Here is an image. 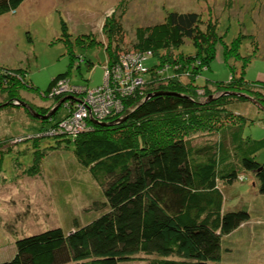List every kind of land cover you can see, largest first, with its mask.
<instances>
[{"label":"trees","instance_id":"1","mask_svg":"<svg viewBox=\"0 0 264 264\" xmlns=\"http://www.w3.org/2000/svg\"><path fill=\"white\" fill-rule=\"evenodd\" d=\"M25 1L0 0V16L18 11ZM63 29L66 41L70 40L66 24ZM200 31V16L194 12H172L165 22L136 30L134 48L146 52L141 54V64L146 69L141 77L148 87L125 101L126 109L134 110L100 122L106 126L94 124L77 136H52L47 132L54 128L53 122L37 119L44 127L27 141L67 138L64 141L74 144L69 165L87 172L103 190L105 200L94 201V213L81 224L76 220L69 231L51 225L23 235L16 240L15 256L0 264H230L223 262L224 239L249 222L251 216L248 210H225L224 188L237 180L244 182L247 177L242 174L250 173L264 195V163L256 160L257 153L264 149V139H245V118L228 106L249 101L264 108V83L237 78L234 70L231 81L215 83L225 87L223 95H208L201 101L195 90L199 80L192 77L199 74L196 70L200 62L205 63L206 71L210 69L217 46L208 54L197 51L196 56H190L195 62L189 65L182 63L185 59L162 56L167 47L182 44L185 39L199 44L203 39ZM106 52L107 63L116 64L121 54L110 48ZM224 54L228 61L234 52ZM161 60L164 67L159 64ZM89 68L93 69L92 63ZM4 69L0 82L7 86L5 90L11 88L12 82L22 87L7 90L9 105L25 103L36 113L47 115L62 99L55 96L53 104L46 107L26 101L21 96V72ZM168 70L177 77H170L165 85L161 81ZM181 73L191 78L192 85L181 82ZM69 77L70 71L58 75L44 96ZM30 89L35 91L34 87ZM68 103L74 109L76 101ZM216 107L223 109L224 119L218 116L221 112L215 113ZM233 115H237L235 120L227 119ZM190 127L195 128L191 133ZM207 129L214 139L200 141L208 136ZM7 141L0 140V162L17 146ZM47 153L38 150L30 169L22 171L16 164V170L31 175L40 167L44 170ZM225 251L232 249L229 246Z\"/></svg>","mask_w":264,"mask_h":264},{"label":"rangeland","instance_id":"2","mask_svg":"<svg viewBox=\"0 0 264 264\" xmlns=\"http://www.w3.org/2000/svg\"><path fill=\"white\" fill-rule=\"evenodd\" d=\"M172 12L199 14L203 39L199 44L193 39H185L182 44L167 47L169 49L162 52L164 59H185L182 63L189 65L195 62L190 56H196L197 51L208 54L217 46L210 69L206 71L205 63L200 62L197 64L200 69L196 70L199 74L192 77L199 80L195 90L199 91L201 101L209 96L219 97L226 89L215 83L231 81L234 70L237 78L264 83V0H26L18 11L0 16V73L5 71L4 68L20 71L24 79L21 96L32 104L51 106L55 96L46 94L51 98L49 100L44 94L58 75L70 71L66 81L89 90L103 85L106 69L115 65L107 63L106 51L109 48L117 50L121 54L119 64L121 57L146 53L134 48L136 30L163 23ZM64 24L70 42L64 37ZM225 51L234 52L228 61ZM239 54L241 58H238ZM162 63L159 64L162 66ZM119 66L125 64L122 62ZM136 77H141V73ZM164 77L166 79L161 83L168 85L177 73L172 75L168 70ZM180 80L192 85L191 78L182 73ZM11 85V90L22 89L14 82ZM5 87L0 82V107L3 108L0 110V140H8L6 144L17 146L0 162V262L15 256L16 240L23 235L51 225L69 231L76 220L83 223L85 217L94 213L91 212L94 201L105 200L103 190L87 172L79 167L74 170L69 165L74 144L64 141L67 138L47 137L37 143L27 141L43 129V122L32 118L19 102L9 105L11 99L6 100L9 89L5 90ZM147 87L146 81H142L132 90V95L122 99L120 113L128 114L134 110L132 107L127 110L125 101ZM208 90L209 93L205 92ZM68 93L65 91L61 100L72 97ZM68 101L48 119L54 125L60 124L67 113V118L73 116ZM214 109L215 113H222L219 117H226L223 109ZM228 109L245 118V139H264V108L253 102L236 101L230 103ZM235 118L237 115L227 116L229 120ZM97 123L100 122L90 118L82 133ZM194 130L190 127L189 133ZM209 131L207 129L208 136L199 140L214 139ZM38 150L48 151L44 170L40 167L33 175L18 172L16 164L22 171L30 169ZM256 160L264 163V149L257 153ZM52 165L63 169H52ZM242 175L247 177L244 182L237 180L224 188V208L226 211L248 210L251 218L225 237L223 262L264 264V195L259 193L252 174ZM229 246L232 251H225Z\"/></svg>","mask_w":264,"mask_h":264},{"label":"built area","instance_id":"3","mask_svg":"<svg viewBox=\"0 0 264 264\" xmlns=\"http://www.w3.org/2000/svg\"><path fill=\"white\" fill-rule=\"evenodd\" d=\"M141 57V55L129 56V58L121 57V63L123 62L125 66H119L121 63L119 64L120 60H118L112 69H106L104 84L91 90L86 87L81 88L82 86L66 80L61 81L51 93V97L62 96L65 91L66 93L70 92L68 94L76 101L74 109H71L73 116L63 118L64 120L62 119L60 124L55 125L47 133L52 136L65 134L77 136L87 128L86 123L90 118L104 122L111 115L120 113L122 99L132 95V90L144 81L142 77H136L146 71L141 64ZM126 63H131L132 66L128 67ZM128 74H130V78Z\"/></svg>","mask_w":264,"mask_h":264},{"label":"water","instance_id":"4","mask_svg":"<svg viewBox=\"0 0 264 264\" xmlns=\"http://www.w3.org/2000/svg\"><path fill=\"white\" fill-rule=\"evenodd\" d=\"M67 100H74L72 97H67L64 98L63 100H61L56 107L51 110L50 113H48L47 115H40L38 113H36L33 109H31V107H29L27 104L22 103V106L25 108H28L32 114V116H34L36 119H40V120H48L50 117L54 116L56 114V112L58 111V109L61 107V105L66 102ZM97 124H102V123H97ZM104 126H106L107 124H102Z\"/></svg>","mask_w":264,"mask_h":264}]
</instances>
